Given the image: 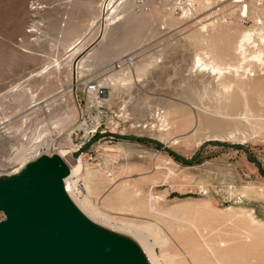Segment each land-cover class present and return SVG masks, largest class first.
<instances>
[{"label": "rangeland", "instance_id": "374dc122", "mask_svg": "<svg viewBox=\"0 0 264 264\" xmlns=\"http://www.w3.org/2000/svg\"><path fill=\"white\" fill-rule=\"evenodd\" d=\"M193 1L0 0V173L90 140L76 195L161 264H264V0ZM196 57L243 67L216 80ZM213 137L230 145L199 151Z\"/></svg>", "mask_w": 264, "mask_h": 264}, {"label": "water", "instance_id": "95a60500", "mask_svg": "<svg viewBox=\"0 0 264 264\" xmlns=\"http://www.w3.org/2000/svg\"><path fill=\"white\" fill-rule=\"evenodd\" d=\"M105 135L151 142L186 164L193 163L198 154L186 159L149 136L108 131L97 137ZM207 142L224 144L221 140H207L199 151ZM90 143L85 140L72 152V158H77ZM67 175L66 162L52 154L34 160L21 172L20 179L4 186L3 191L0 186V208H6L8 213L0 222V264H139L133 251L91 235L66 207L58 187Z\"/></svg>", "mask_w": 264, "mask_h": 264}, {"label": "bare ground", "instance_id": "6f19581e", "mask_svg": "<svg viewBox=\"0 0 264 264\" xmlns=\"http://www.w3.org/2000/svg\"><path fill=\"white\" fill-rule=\"evenodd\" d=\"M115 10V6L111 5L109 9L106 11V14L109 15ZM257 24V21H256ZM262 26V25H261ZM260 27V29L263 27ZM257 30V28H255ZM254 32V31H253ZM253 33L250 31H245L239 42L238 48L240 51L238 53H244L243 47L248 44L251 40ZM245 54V53H244ZM241 55V54H240ZM258 60H262L259 55H256ZM241 58V57H240ZM194 62L195 72L196 71H206L209 75H212L216 78L222 77L224 74L228 73L229 71H234L235 74L239 72V69L243 67L241 63H228L222 62L220 60L216 61L213 58H209V60H204L201 57H196ZM260 60V61H261ZM218 80V79H216ZM224 90L227 89V85H223ZM229 89V88H228ZM227 89V90H228ZM94 92L106 94L107 88L105 86H98L96 83L94 84ZM226 90V92H227ZM214 140H218L216 137L210 138ZM76 148H69L67 150L59 149L56 156L61 158L64 162H66V166L68 168V175L63 177L60 184H59V193L61 199L65 203L66 207L77 217V219L82 222L91 232V235H98L113 245L119 248H124L131 250L135 253L139 264H161L158 258L154 254L153 243L150 242L149 237L150 234L145 232L144 229L135 228L130 225L122 224L119 226L111 225L110 221L107 219H101L96 216L95 211H90L87 208L86 202L84 200H80L76 195V191L74 190L75 185L79 182V178L73 179L74 176H78L80 171L83 170V164L81 163L82 156L81 153L77 158H72L73 160L77 161L76 165H73L68 161L67 155L72 154L73 151H76ZM41 156H51L48 152H36L30 157L27 158H20L19 160V167L14 169L8 174L0 173V182L4 184L7 182L15 183L17 180L20 179L21 170L20 167L26 162L31 160H36ZM72 157V156H71ZM31 164V163H30ZM22 169V168H21ZM24 169V165H23ZM22 169V170H23ZM10 184V183H9ZM163 262V261H162Z\"/></svg>", "mask_w": 264, "mask_h": 264}, {"label": "built area", "instance_id": "2783aa9c", "mask_svg": "<svg viewBox=\"0 0 264 264\" xmlns=\"http://www.w3.org/2000/svg\"><path fill=\"white\" fill-rule=\"evenodd\" d=\"M183 1H187V0H177V2H183ZM235 1H238V0H235ZM188 5H189L190 9L194 10V5H195V3H194L193 0H189ZM255 23H256V22H255ZM258 25H262V21H261V20H257V26H258ZM94 84H95L94 82L91 83V84H88L87 89H88L89 91H91V92H94V91H95V90H94ZM94 93H95V92H94ZM104 132H107V131H104ZM111 132H112V131H111ZM83 142H84V141H82V142L78 145V147H79L80 145H82Z\"/></svg>", "mask_w": 264, "mask_h": 264}]
</instances>
